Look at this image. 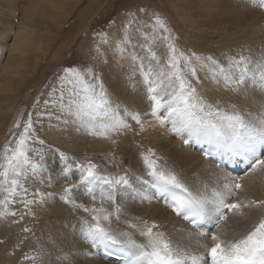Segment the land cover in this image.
Segmentation results:
<instances>
[{
	"label": "bare ground",
	"instance_id": "6f19581e",
	"mask_svg": "<svg viewBox=\"0 0 264 264\" xmlns=\"http://www.w3.org/2000/svg\"><path fill=\"white\" fill-rule=\"evenodd\" d=\"M69 1L27 0L29 8L26 16L18 23L22 26L21 31H18L20 37L8 45L7 31L17 0H0V72L7 76H21L23 66L27 67L30 63V60L25 62V59L31 54L41 53L43 46L36 45L34 34L28 33V29L24 30L28 24H25L26 20L41 12L50 17V23L59 32L70 20L73 11L74 5H69ZM90 1L95 4V0ZM132 2L135 3V0ZM141 4L144 5L138 6L144 12L137 9L134 18L136 23L128 31L132 32L134 45L147 42L153 54L144 51L145 48L140 50L138 46H133L134 50L130 54L113 49L102 57L99 66L102 73L100 80L111 101L110 111L117 112L131 128L118 134L110 132L108 139L94 136L82 126L83 111L79 116L76 115L75 106L73 114L64 117L61 127L54 126L56 124L47 126L46 137L65 147L62 155L67 157L70 165L80 163L84 156L101 157V164L107 161L115 168L111 170L110 166L104 167L112 174L108 177L128 175L130 186L119 188L114 196V201L121 209L120 219L116 220L113 216L110 224L102 221L111 231L128 232L137 243H146V238L139 234V230L145 221L149 225L155 222L159 228L154 231L165 233L174 247L185 251L189 257H204L214 242L183 223L163 204L156 190L151 187L152 179L148 175L143 155L149 149L154 151L159 164L165 170L174 172L199 198H211L213 191H224L223 185L236 179L213 165L210 159L194 152L191 142L185 144L187 133L183 134L184 139H180L171 131V124L161 126L150 115L151 101L147 98V85L131 61L134 58L135 63L145 68L151 67L154 73L160 70L167 73L168 45L174 43L179 51L191 58L190 65L188 61H181L184 75L208 104L230 112L239 111L252 122L264 119V90H261L259 77L255 83L249 78L241 86L240 92L225 88L222 79L217 82L213 78L215 65L228 67V61L234 57H247L252 62L249 67L253 71H257L254 64L264 63V7L261 6V0H143ZM148 5L156 7L162 17V27L156 26L153 18L147 12L145 14ZM155 33L160 34V37L156 35V38L158 36L161 39H157L161 42L159 46L153 38ZM56 37L53 35L51 41L54 42ZM23 59L24 65H18L17 60ZM34 59L37 63L40 58ZM13 61L16 62L12 64ZM190 67L196 69L199 80L192 75ZM7 81L14 83L10 77ZM87 102L88 99L78 105L84 109ZM136 113L140 114L142 125L130 119ZM53 164L55 170L61 168L60 164ZM46 176L44 184L40 182L38 186L52 193L54 203H49V200H44L46 204L40 203L35 209V220H44L43 223L52 228L40 231L33 227L30 234H21V228L1 224L0 238L3 242L0 243V264H116L104 261L100 252L87 245L81 232V222H92L91 215L76 207H103L108 212H114L113 203L100 199L101 195L107 194L103 191L106 186L80 185L79 177L73 175L60 178L47 173ZM72 184L74 190L65 194L64 190ZM93 194L96 200L90 199ZM252 200L264 201V170L245 177L242 190L230 202L247 205ZM227 215L228 220L217 232L222 240H236L264 219V205L243 207L241 214L232 212ZM3 220L4 223L11 222L9 217ZM68 223L71 227L76 223V230L72 232L66 227ZM130 224H135L136 228L129 227ZM41 232L47 233L48 238L41 236ZM10 247L12 253H8Z\"/></svg>",
	"mask_w": 264,
	"mask_h": 264
},
{
	"label": "snow or ice",
	"instance_id": "6c2138e0",
	"mask_svg": "<svg viewBox=\"0 0 264 264\" xmlns=\"http://www.w3.org/2000/svg\"><path fill=\"white\" fill-rule=\"evenodd\" d=\"M261 6L264 7V0H261ZM155 24L158 27L163 26L159 18L155 20ZM128 27L130 28L131 25L129 24ZM104 43H107V36L104 37ZM132 43L131 32L125 31L114 47L124 53ZM168 48L167 73L163 70L154 73L151 67L145 68L142 64L135 63L134 58L131 61L132 66L141 73L147 85V98L151 101L150 115L161 126L171 124V131L178 136L187 133V138L184 139L185 144L192 141L211 143L227 140L230 142L231 152L243 157L247 162L250 173L264 170V119L252 122L239 111L230 112L208 104L184 75L181 61H188L190 65L191 58L179 51L174 43H170ZM97 52L100 53L99 47ZM251 63L244 56L231 58L228 61V67L221 64L215 65L213 78L217 82L222 79L225 88L240 92L241 86L245 85L249 78L255 83L259 77L261 90H264V63L253 65L257 71L249 67ZM190 71L199 80L196 69L190 67ZM65 72L80 83H85L84 74L78 69L68 68ZM87 75L92 78L85 89L90 92V96L84 109L76 105L75 113L79 116L83 111L82 126L90 134L105 139L110 138V132L118 134L130 129L131 125L125 119L117 112L110 111L111 101L103 81L94 72L89 71ZM130 119L142 125L139 113L131 115ZM16 127L19 128L20 125L17 124ZM97 129L100 130L97 131ZM32 131L34 127L30 115L22 133L16 139L15 147L11 144L5 147L4 162L0 163V191L4 193L3 198L0 199V208H3L0 210V218L16 215L15 212L8 210L9 205L19 202L27 206L35 202L27 199L29 190L21 182L22 178L27 179L30 174L34 177L42 168L40 164L34 163L29 155L32 150L31 144L35 142L30 136ZM61 159L66 161L67 157L62 156ZM143 160L148 175L152 179L151 187L156 190V195L163 199L175 215L188 221L194 229L201 230L202 235L210 236L214 241L213 246L204 257H189L185 251L174 247L165 233L154 231L159 228L155 222L149 225L145 221L143 228L139 230V234L146 238V243H137L128 232L111 231L102 221L110 224L113 216L116 220L120 219L121 209L114 201V196L119 188L130 186L129 177L127 174L119 177L101 175L96 170L98 166L89 162L76 165L80 174L79 184L106 186L103 191L107 194L101 195L100 199L114 204V212H108L103 207L76 206L79 210L91 215L92 222L88 220L81 222V232L94 249L102 250L109 256L115 254L114 249L126 253L125 264H264V219H261L246 235L236 240H222L214 231H204V226L208 223H211L213 228H219L224 221L228 220L227 213L230 211H238L242 207L253 205L256 207L264 205V201H250L247 205L230 202L243 188L239 179L225 183L224 191H213L211 198H198L193 196L174 172L165 170L159 164L154 151L149 149L143 155ZM64 171L66 174L71 171V165ZM73 190V187H69L64 191L68 194ZM33 195H40L41 202H44V194L33 193ZM90 199L96 200L97 197L93 194ZM65 202L68 201L65 200ZM129 227L136 228V225L130 224ZM92 254L89 253V255Z\"/></svg>",
	"mask_w": 264,
	"mask_h": 264
},
{
	"label": "rangeland",
	"instance_id": "374dc122",
	"mask_svg": "<svg viewBox=\"0 0 264 264\" xmlns=\"http://www.w3.org/2000/svg\"><path fill=\"white\" fill-rule=\"evenodd\" d=\"M142 1L135 0V3H133L132 0H95L94 4L90 0H70L69 5H74L72 6V14L69 16L70 20L65 21L67 24L62 26L59 32L50 23V17L41 12L31 15L26 20L25 24H28L24 30L28 29V33L32 32L34 34L37 39L36 45L43 44V46L41 53L31 54L28 59H25V62L30 60L27 67L23 66L24 59L17 60L18 65L23 66L20 77L18 75L7 76L0 72V163L4 162L5 147L9 144L15 147L16 139L22 133L23 127L31 115L34 131L30 133V136L32 141L35 142L31 144L32 150L29 155L32 161L40 164L42 168L37 171L34 177L30 174L27 179L22 178L21 180L29 190L27 199L35 202L27 206L19 202L9 205L8 210L15 212L16 215L3 217H9L11 222L4 223L3 218H0V230L1 224L16 229L21 228V234H30L33 227L40 231L47 227L52 228L50 225H45L44 220L37 222L35 220V209H37V206L46 203L41 202L40 195H33V193L46 194L48 192L40 187L48 177L46 176L47 173L60 178H67L71 175L79 177L80 174L76 165L91 162L98 166L96 170L99 174L112 176L104 167L113 165H110L107 161L101 164L99 162V160H103L101 157L90 158V156H84L80 163L72 164L71 171L66 174L64 170L70 164L67 160L61 159L65 147L55 141H50L46 137V131L48 125L53 126L56 124L54 126L61 127L64 117L71 116L75 106L88 99L90 92L85 91V89L92 78L87 73L89 71L94 72L99 79L101 78L102 73L99 66L102 57L107 56L110 50L117 49L114 45L119 36L122 35L121 32L131 30V27L128 26L136 23L134 18H136L137 9L144 12V9L138 6L144 5L141 4ZM17 3L20 8L17 7ZM17 3L14 6L15 11L12 13L8 26V45L12 44L15 38L20 37L18 31H21L22 26L18 23L21 18L26 16L29 8L27 0H17ZM97 6L100 8L98 9ZM146 12L153 18L154 22L157 18L162 19L155 6L148 5L145 14ZM53 35H57L54 42L51 41ZM156 35L160 37V34L155 33L153 35L156 45L159 46L161 42L158 40L161 39L158 36L156 38ZM105 36H107V43H104ZM141 45L132 43L124 53L130 54L134 50L132 47L138 46L137 48L140 50L145 48L144 51L147 50L149 53L151 52L150 54H153L147 42ZM98 47L100 53L97 52ZM34 57L40 58L37 63H35ZM14 62L16 61H13L12 64ZM68 68L78 69L84 74L85 83L82 84L79 80L68 76L65 72V69ZM9 77L14 79V83L7 81ZM70 103H72L71 107L68 106ZM17 124L20 125L19 128L16 127ZM40 141H43V143H40ZM53 162L60 164L61 168L55 170ZM111 170H115V168L111 167ZM40 182L42 184L38 186ZM69 187H73V184ZM51 194L49 192L44 195V200H49L48 202L52 203ZM3 196L4 193L0 191V199ZM17 199L19 200V197ZM0 210H3V208H0ZM55 222L58 225V220ZM66 227L73 232V230H76L77 224L75 223V226L71 227L68 223ZM25 229H29V231H25ZM42 235L45 239L48 238L47 233L41 232ZM1 242L3 241L0 238ZM8 253H12V247H10Z\"/></svg>",
	"mask_w": 264,
	"mask_h": 264
}]
</instances>
